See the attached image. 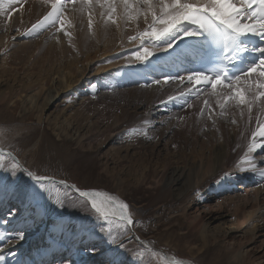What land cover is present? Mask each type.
Masks as SVG:
<instances>
[{"label": "rangeland", "instance_id": "374dc122", "mask_svg": "<svg viewBox=\"0 0 264 264\" xmlns=\"http://www.w3.org/2000/svg\"><path fill=\"white\" fill-rule=\"evenodd\" d=\"M48 10L43 0H17L15 3L3 0V12L0 11V71L5 67L11 68L9 75L0 73V80L28 85L19 93L21 98L12 94L5 97L0 87V147L19 158L20 169L57 179L52 191L56 221L49 222L47 226L50 231L56 230L53 233L58 234L57 237L52 233L50 237L52 241L56 238L54 243L61 249L43 261L46 264H87L90 261L92 264H162L160 252L163 251L187 264H239L240 258V264H264V246L250 251L246 239H236L235 234L226 238L216 236L207 227L210 209L215 210L220 205L232 214L225 221L240 220L241 215L235 210V197L240 191H220L211 198L207 188L196 195H188L187 192L193 171L187 170L188 163L193 161L188 159H192L197 151L203 152V157L209 160V152L218 150L219 143L228 137V166H241L240 162L249 158L245 156L248 143L245 137L250 135L246 130L248 125L241 135L236 130L238 125L231 123L233 111L236 119L240 117L239 111L230 109L227 118L214 115L209 119L207 110L200 114L204 96L197 98L193 94L187 97V102L182 98L167 104L160 103L169 96H178L187 86L186 82L176 89L172 86L175 82L169 83L164 93L170 94L162 98L160 93L150 96L147 91L144 94L131 92L130 88L137 86L129 84L132 80L112 85L102 98L94 95V87H91L86 96L89 101L81 109L76 108L79 96L76 90L75 93L72 90L60 91L55 101L45 107L42 106L43 95L38 93L34 95L35 103L30 106L29 99L36 93L32 94L37 90L35 86L41 73L48 68H67L70 66L68 63L78 61V54L94 50L95 38L102 35L95 31L103 30V25H106L105 34L110 32L101 43L103 46L112 43L113 49L107 54L110 56L107 61L100 60L94 66L115 62L118 55L126 51L124 49L136 50L138 41L130 42L128 37L135 36L137 31L146 27L143 18L136 22L120 19L119 10L116 24L111 21L105 23L100 15L102 9L96 7L91 32L87 13L67 12L71 26L66 23L65 28L70 36L57 33L50 27L23 35ZM99 25L101 27L98 28ZM13 50L18 51V58L8 57ZM127 66L125 62L118 68ZM139 66L145 68L141 64ZM156 66H148L143 71L144 75L162 78V75H156ZM158 66L163 67L161 72H172L164 71L168 70L164 65ZM29 77L34 81H28ZM56 88H59L57 84ZM212 105L215 107V100H212ZM163 109L166 111L161 112ZM66 120L70 123H64ZM145 120L149 122L147 125L142 123ZM56 121L58 125L54 124ZM252 126H255V121ZM145 131L147 135L143 134ZM14 163L17 162L12 157L6 156L4 167H0V255L3 256L1 247L9 243L14 234L21 232L20 225L21 228L28 225L30 231L37 232L38 228L32 226L30 219L36 223H47L38 214L39 209H44L45 193L33 199L32 180L20 170L13 177L11 167ZM179 173L178 186L170 188ZM60 181L81 190H100L126 202L132 218L137 221L133 229L141 239L131 238L129 229L109 244L108 237L99 231V222L80 202L79 195ZM207 195L209 206L202 211L204 208L198 198ZM57 200L63 201V208L57 209ZM13 210L15 215L11 216ZM245 210H251L249 204ZM81 236L89 238L90 242L74 248V242ZM121 243L123 247H120ZM40 248L39 245L30 248L26 254L30 261L27 259L23 264H35V260L42 256ZM92 248L96 251H88ZM148 249L159 255L153 256ZM238 249L243 251L239 259ZM0 264L5 263L2 261Z\"/></svg>", "mask_w": 264, "mask_h": 264}, {"label": "snow or ice", "instance_id": "6c2138e0", "mask_svg": "<svg viewBox=\"0 0 264 264\" xmlns=\"http://www.w3.org/2000/svg\"><path fill=\"white\" fill-rule=\"evenodd\" d=\"M12 3L17 0H11ZM49 10L32 25L23 35L38 32L45 28H54L57 33L70 36L65 25L70 22L67 12L88 14V29L93 28V12L96 7L102 9L100 15L105 23L116 24V14L124 21H139L142 17L146 27L129 36V41H138L137 49L127 57L148 67L155 61L174 69L163 74L164 84L179 82L184 87L178 96H169L167 104L195 94L204 96L200 114L207 110L209 119L213 116L227 118L230 109L239 111L240 120L232 118V124H239L247 114L248 141L245 162L248 168L242 171L257 172L255 154L264 150V0H43ZM0 11H3V0H0ZM184 74L181 75L180 73ZM161 84L160 79L152 80ZM148 86V85H145ZM215 100V107L212 105ZM192 107L191 104L187 105ZM219 109L216 112V109ZM235 117V113H232ZM183 119V118H181ZM255 121V126H252ZM147 125V120L142 122ZM215 123V120H213ZM147 135L145 131L143 133ZM243 135V133H241ZM0 149V167H4L6 156ZM23 171L34 184L33 199L45 192L51 193L56 185L54 178L37 175L27 169H20L18 163L11 167L12 176ZM264 179V171L258 173ZM229 173H224L221 179ZM59 183L71 187L78 193L81 203L99 222V231L108 237L113 244L117 235H122L137 221L132 218L129 205L117 197L96 189L81 190L69 186L65 181ZM51 186V187H49ZM67 198V193L65 194ZM57 207L63 208L62 200H57ZM15 215V210L10 213ZM23 234L16 233L12 240H22ZM139 239V237H137ZM12 240L9 247H14ZM123 247V244H120ZM95 252L94 248L89 249ZM153 256L158 253L148 249ZM15 256L16 253H11ZM141 257L143 253L139 254ZM5 257L0 255V262ZM162 264H183L175 257L169 259L160 255Z\"/></svg>", "mask_w": 264, "mask_h": 264}, {"label": "bare ground", "instance_id": "6f19581e", "mask_svg": "<svg viewBox=\"0 0 264 264\" xmlns=\"http://www.w3.org/2000/svg\"><path fill=\"white\" fill-rule=\"evenodd\" d=\"M104 26L106 27V25H103V30L102 28H100V30L102 31L98 29L99 27H101L100 25L97 28L98 31H95L97 33L101 32L102 35L97 34L100 37L98 36L94 40L95 41L94 50L93 49L92 51L85 50L83 51L82 54L81 53L78 54V58H79L78 61L72 64L68 63L70 64V66H68L67 68L58 67L56 70H52L48 68L41 73L40 78L37 80L36 86H35L37 90L32 92V94L34 92L36 93H34L29 99L30 106L33 103H35L34 95H37L38 93L40 95H43V98H42L43 105L42 106L45 107L47 105H50L53 101H55V99L59 96L60 91L63 90L64 92H67V91L72 90L75 93V90H76L79 95L76 100V103H77L76 108L81 109L89 101L86 96H87V93L90 91L91 87H94L93 90L95 92L93 93V90H91V93H93L96 96L98 95L99 97L102 98L103 95L106 94L105 93L106 91L107 92L110 91L109 89L112 85H115L122 81L128 83L130 82V80H132V82L129 83L130 85L137 84L136 87L134 86L133 88H130L131 92H134L136 94L137 93L144 94L147 91L150 96L160 93L162 98L166 96L168 97L170 93L166 95L164 92L168 90L166 88L169 87L170 84H164L163 79L159 77L148 78L144 74L142 75L140 73L142 67L139 66V63L134 60L129 61L127 59V57L131 55V52L134 51V49H129V48L124 49V51L125 50L126 51L125 52L123 51L124 53L119 54L118 55L119 57H117L118 60H116L115 62L109 61L103 66H94V64L97 62L107 61L110 58V56L107 54H110V51L113 49L112 43H108L106 46H103L101 43V41L105 38V36H108L109 35L108 33L110 32V31L108 32V28H109L108 26V28H106L108 33L105 34L106 30ZM107 41L108 40H106V42ZM17 53L18 51L13 50L10 55L8 54L9 55L8 57L18 58ZM125 62L127 63L128 66L126 68L123 67L119 69L118 67ZM165 68L168 69L167 71L172 70L171 67H165ZM0 73L2 76L3 74L9 75L11 74V68L5 67L4 69L0 71ZM154 79H160L161 84L159 85L153 84L152 80ZM28 81H34V80L31 77H29ZM56 84L59 88H56ZM144 85H148L147 89H145ZM27 86L28 85L23 86L21 83L18 84L17 82L13 83V81L11 82V80H4V79L0 80V87H2V91L4 92L5 97H7L8 94L9 95L12 94V95H16L20 97L19 93H21L22 89ZM142 86L144 88L139 89V87H142ZM172 86L174 89H176L180 86V84L179 82H175V84H173ZM163 101H166V100H163ZM12 104L13 102L11 103V105ZM100 104L103 105L102 102ZM136 107L138 108V106H135V108ZM140 107L142 108L143 106L141 105ZM87 110L88 109H86V111ZM164 110L165 109L160 110V111L163 112ZM236 115H238V112H236ZM237 120L239 121L240 117L237 116ZM67 122L70 123L67 120L64 123L68 124ZM54 124L58 125V121H56ZM237 125L238 127L236 130H238V132L241 134L243 130L245 129V127L247 126V114L246 113H245L244 120ZM118 129L120 128L118 127ZM228 141L230 140L227 137V139H225L224 142L219 143L220 148L218 150L214 152H212L211 150L209 152V160H206L203 157L205 156L203 152H198V151L196 152V154L194 155L192 159H188V161L190 160H193V161H190L188 163L187 170L189 169L193 171H192V177H191L190 183L187 188V192H188V195H196L200 192L201 189L207 188L208 189L207 192L208 194L210 193V198H211L213 194H216L220 191L221 193H226L227 191L233 190V189L240 191V193L237 194V196L235 197L236 199L235 210L240 213L241 215L240 220L237 219L235 220V222H232L231 220H229L231 218L230 215L232 214H229L227 210L226 211L224 210L225 207L224 206L222 207V205H220L215 210L210 209V212L208 213V217H207V224H208L207 227H208V230L211 232V234H215L216 236H221V237L226 238V237H229L235 234L234 237L236 239H241V240L246 239V243L250 246L249 248L250 251L253 249L259 250L262 246H264V179H262L258 173L259 171H264V150H258V152L255 154V157H256L255 163L258 165L256 173H253L252 171H242L241 170L242 168L249 167V165L245 162L249 158H246L245 160L240 162L241 166L240 165L234 166V167L228 166L229 155H230L228 143H227ZM164 145L168 146V144H164ZM195 158L197 159L194 160ZM184 170L185 169H182V172H184ZM224 173H229V175L226 178L221 179V177L224 176ZM179 177H181V173L175 176V178L172 181V184L170 185V188L172 186H178L177 179ZM207 197L208 195L198 198L199 203L202 205V208H204L202 209V211H205L209 206V200ZM117 198L121 200L119 197ZM51 204H53V206ZM247 204L250 205L251 210H247V211L245 210V206ZM54 207H55V203H54V198L52 196V192L51 193L45 192L44 205H43L44 209H39L40 213H38V211L37 213L40 216H43L44 219H46L47 223L46 224L36 223L32 219H30L32 226H36L38 228L37 232L30 231V227L28 225L23 226L21 228V225L19 224L20 225L19 228L21 230L20 233H24L23 239L18 240V241L17 240L12 241V243L14 244V247H9L8 246L9 243L4 244V246L1 247L3 250L4 256H5V259H4L5 264H23V262L27 261L28 258L30 259V257L26 255L27 251L29 252L30 248L35 247L37 245L41 246L42 248V249L40 248L42 256L38 254L39 255L38 257L41 256V258L36 259L35 264H46L45 263L46 261L44 262L43 260H47L48 258H50L51 255L53 257V255L55 254V251L56 250L58 251V248L59 250L61 249L60 247H57V245L54 243V240L56 241V238H54L52 241L50 237L51 233L54 234L53 232L56 230L52 229V231H50L51 229H49L47 226L49 222L56 221L54 217H56L57 212L56 213L54 212ZM226 218H229V219L225 221ZM57 235L54 234L55 237H57ZM129 235L131 236V238H134L136 240H138L137 237L141 239V237L138 235L136 230L133 229V227L130 228ZM89 242H90L89 238L81 236L74 242V248L79 245L86 246V244ZM39 243L43 244V247ZM34 250L35 249H32V251ZM13 252L16 253L15 256L11 255V253ZM240 253L243 254V251L241 249H238L237 250L238 259H239V256L241 257ZM173 257L171 255H168L169 259ZM177 260H180V259H177ZM180 261H182L183 264L188 263V262L185 263L183 260H180ZM241 261H242V258L238 260L239 264L241 263ZM29 264H34V263L31 262ZM87 264H92V263L90 261Z\"/></svg>", "mask_w": 264, "mask_h": 264}, {"label": "water", "instance_id": "95a60500", "mask_svg": "<svg viewBox=\"0 0 264 264\" xmlns=\"http://www.w3.org/2000/svg\"><path fill=\"white\" fill-rule=\"evenodd\" d=\"M0 149H3L4 150V152L5 153H11L12 155L10 156V157H12L17 163H19V164H21L20 163V161H19V158L18 157H16L10 150H8V149H4V148H2V147H0ZM55 181H57L56 179H54ZM67 183V182H66ZM67 185H69L70 186V184H68L67 183ZM75 192V191H74ZM76 193V192H75ZM78 194V193H77ZM140 241V240H139ZM162 255H164L165 257H167L168 258V255L165 253V252H163V251H161L160 252Z\"/></svg>", "mask_w": 264, "mask_h": 264}]
</instances>
